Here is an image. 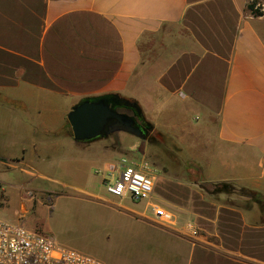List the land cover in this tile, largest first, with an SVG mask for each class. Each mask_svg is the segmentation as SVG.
<instances>
[{
  "label": "crops",
  "instance_id": "1",
  "mask_svg": "<svg viewBox=\"0 0 264 264\" xmlns=\"http://www.w3.org/2000/svg\"><path fill=\"white\" fill-rule=\"evenodd\" d=\"M104 93L137 101L199 173L157 177L152 202L176 227L152 222L147 202V229L131 231L117 259L264 264V0H0V107L25 111L1 118L0 133L22 145L27 167L45 173L37 158L69 153L72 162L52 164L78 173L98 161L76 150L85 142L68 131L67 114ZM202 182L260 196L211 194Z\"/></svg>",
  "mask_w": 264,
  "mask_h": 264
},
{
  "label": "rangeland",
  "instance_id": "2",
  "mask_svg": "<svg viewBox=\"0 0 264 264\" xmlns=\"http://www.w3.org/2000/svg\"><path fill=\"white\" fill-rule=\"evenodd\" d=\"M24 113L17 105L13 111L0 107V121L6 116L17 119ZM67 129L72 133L68 119ZM5 138L0 133V218L23 222L30 229L50 234L62 245L92 254L106 264H126L117 256L126 247L122 241L131 231L147 229L139 213L145 210L147 201L130 198L121 201L108 194L101 175L96 173L100 168L97 166L115 163L122 156L143 157L153 165L157 177L169 168L176 178L199 180L197 163L191 162L171 137L153 129L146 139L118 131L79 143L78 153L84 152L88 157L96 154L99 160L95 158L94 163L79 168L78 173L66 172L69 167L52 164L56 158L59 163L72 162L73 153L68 154L70 157L51 155L44 162L42 157L37 158V166L45 173L33 171L22 162L25 158L22 145Z\"/></svg>",
  "mask_w": 264,
  "mask_h": 264
},
{
  "label": "built area",
  "instance_id": "3",
  "mask_svg": "<svg viewBox=\"0 0 264 264\" xmlns=\"http://www.w3.org/2000/svg\"><path fill=\"white\" fill-rule=\"evenodd\" d=\"M259 6V5H258ZM106 192L119 200L147 201L149 219L162 227L175 229L174 214L152 202L156 170L145 158L122 156L104 169H98ZM187 228L193 230V225ZM0 264H106L92 254L62 245L55 237L30 229L25 223L0 218Z\"/></svg>",
  "mask_w": 264,
  "mask_h": 264
},
{
  "label": "water",
  "instance_id": "4",
  "mask_svg": "<svg viewBox=\"0 0 264 264\" xmlns=\"http://www.w3.org/2000/svg\"><path fill=\"white\" fill-rule=\"evenodd\" d=\"M132 110L133 114L123 110ZM74 140L90 142L118 131L147 137L146 120L141 105L119 93H104L79 100L67 114Z\"/></svg>",
  "mask_w": 264,
  "mask_h": 264
},
{
  "label": "trees",
  "instance_id": "5",
  "mask_svg": "<svg viewBox=\"0 0 264 264\" xmlns=\"http://www.w3.org/2000/svg\"><path fill=\"white\" fill-rule=\"evenodd\" d=\"M249 8L252 10V12L255 15L262 14V11L259 9V7L256 6V2H253L249 4ZM153 126L150 124V129H152ZM72 135V133H71ZM198 166V165H197ZM201 187L211 193L214 194L216 192L225 191V192H241L243 194H247L253 197V199H257V197L260 196L259 193L253 190L244 189V188H237L235 185L229 182H223V183H201Z\"/></svg>",
  "mask_w": 264,
  "mask_h": 264
},
{
  "label": "flooded vegetation",
  "instance_id": "6",
  "mask_svg": "<svg viewBox=\"0 0 264 264\" xmlns=\"http://www.w3.org/2000/svg\"><path fill=\"white\" fill-rule=\"evenodd\" d=\"M124 112H127V113H129V114H133V112H132V110H129V109H125V110H123ZM149 131H150V127H147V137L149 136ZM146 137V138H147Z\"/></svg>",
  "mask_w": 264,
  "mask_h": 264
}]
</instances>
